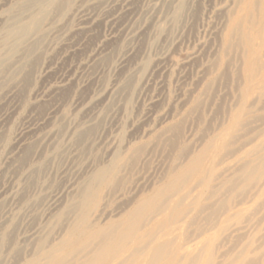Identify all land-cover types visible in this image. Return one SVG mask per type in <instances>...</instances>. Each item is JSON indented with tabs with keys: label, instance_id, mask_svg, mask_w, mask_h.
<instances>
[{
	"label": "rangeland",
	"instance_id": "rangeland-1",
	"mask_svg": "<svg viewBox=\"0 0 264 264\" xmlns=\"http://www.w3.org/2000/svg\"><path fill=\"white\" fill-rule=\"evenodd\" d=\"M33 1L0 0V51ZM252 1L251 14L246 0L46 7L31 47L0 66V264L38 263L41 240L118 218L210 146L174 254L264 264V0ZM114 166L75 211L80 187Z\"/></svg>",
	"mask_w": 264,
	"mask_h": 264
},
{
	"label": "bare ground",
	"instance_id": "bare-ground-1",
	"mask_svg": "<svg viewBox=\"0 0 264 264\" xmlns=\"http://www.w3.org/2000/svg\"><path fill=\"white\" fill-rule=\"evenodd\" d=\"M57 2L58 0H34L24 8V12L29 11V22L15 25L19 22L18 18L8 26L2 37L0 66L4 64V60L9 59L10 52L17 48L31 47L30 42L42 30L46 7L54 6ZM246 5L251 14L254 11L253 1L246 0ZM234 25L235 23L229 29L230 33L238 34L237 25ZM210 147L185 167H177L167 184L149 196L134 200L133 206L118 218L111 219L104 225L89 224L87 220L79 219L68 233V238L58 244L41 240L38 246L44 252L41 260L35 264H194L196 256L174 254L176 245L171 235L176 222H182V228L188 220L184 221L190 207L186 205V199L194 186V177L199 179L200 184L203 183L212 167V164H207L209 161H205ZM115 169L118 166H114V169H99L80 187L78 201L74 204L75 211L94 202L104 184L115 177ZM196 206L198 203L194 205L195 210Z\"/></svg>",
	"mask_w": 264,
	"mask_h": 264
}]
</instances>
